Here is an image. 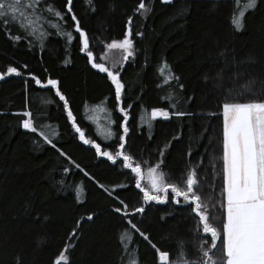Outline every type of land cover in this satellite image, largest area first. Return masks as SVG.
Masks as SVG:
<instances>
[{"label": "trees", "instance_id": "trees-1", "mask_svg": "<svg viewBox=\"0 0 264 264\" xmlns=\"http://www.w3.org/2000/svg\"><path fill=\"white\" fill-rule=\"evenodd\" d=\"M141 2L150 8L146 14L135 11ZM54 3L65 13L61 23L71 39L47 26L50 35L43 39L37 34L14 43L0 24V72L15 66L21 73L0 79V264H55L61 253L68 257L61 264H122V255L127 260L122 234L131 241L129 252L135 254L138 245L139 264H160L152 244L171 254L177 241H184L195 259L197 245L210 244V233L196 230L195 202L190 207L172 190L167 202H144L135 173L119 160L113 164L101 157L95 143L113 153L124 143L125 153L143 171L159 163L166 180L181 187L195 169V190L210 222L221 227L222 103L225 96L264 98V0L254 10L249 0H72V13L98 63H105L107 45L127 34L132 17L134 55L115 69L125 84L122 106L129 112L125 141L119 140L123 113L111 79L96 71L82 50L83 37L66 0ZM241 12L244 27L237 30L230 21ZM165 61L182 89L175 80L163 85L158 68ZM36 77L43 84H35ZM48 78L60 80L77 124L93 144L80 140L64 101L52 86H44ZM249 80L255 81L254 95H237ZM173 90L176 94L167 99ZM174 102L191 115L151 117L153 108L174 111ZM26 111L33 114L35 131L22 125L29 118ZM121 202L129 206L128 218L115 211ZM141 206L143 213L132 212ZM128 219L149 239L131 229Z\"/></svg>", "mask_w": 264, "mask_h": 264}, {"label": "snow or ice", "instance_id": "snow-or-ice-1", "mask_svg": "<svg viewBox=\"0 0 264 264\" xmlns=\"http://www.w3.org/2000/svg\"><path fill=\"white\" fill-rule=\"evenodd\" d=\"M67 12L71 14V19L75 21L74 28L83 37V51L87 53L88 58H93V52L89 50V37L87 32L81 28L80 21L72 13V0H66ZM169 2V0H165ZM259 0H249L251 9H255ZM94 11L95 8L93 7ZM137 13L146 14L150 8L144 3H139L135 10ZM65 13L60 11L54 3V0H0V24L4 26L6 36L14 43L21 39H26L29 36H37L43 39L50 33L47 26H52L58 31H62L68 38H72V33L64 30L63 24ZM52 17L58 18L53 20ZM244 13L239 15L234 14L231 23L237 30L244 27ZM132 17L128 18L127 34L121 40H113L107 45L109 49L119 48L125 52L124 60L134 55V41L131 27ZM15 26L16 32L12 31ZM143 35V33H137ZM31 44V41H29ZM93 66L101 72L107 73L108 78L111 79L114 85V99L120 101L118 105L119 112L123 113V135L119 140H124L127 135L128 128V110L122 106V94L125 89V84L120 78L119 70L113 71L105 63H96L93 59ZM27 68V65H24ZM15 73L20 75V69L15 66H9L6 72H0V79L5 75ZM158 74L161 75L163 85H167L170 81L175 80L177 87L183 88L184 85L179 83V77L172 71L167 62L158 68ZM239 75V73H237ZM35 84L41 85L43 82L39 77L35 78ZM254 80H249L244 86L243 90L239 91L237 95L243 96L245 93L254 95L252 85ZM162 85V86H163ZM47 86H52L55 89L60 99L64 101V106L67 108V118L76 125V131L79 133L80 140L86 144H93L94 141L86 140L85 134L81 131L80 126L76 122V117L73 114L67 97L60 89V80L48 78ZM229 91H232L231 89ZM175 90L172 94L167 96V99L172 100L175 95ZM129 108L131 105L128 106ZM170 107L174 111H169L167 108H153L151 109V117L153 119L162 117L170 119L175 116L177 118L191 115L177 109V103H172ZM25 116L29 117L22 120V125L25 129H32L35 131L33 121L31 119L32 112L26 111ZM212 115H216L213 113ZM222 191L220 207L223 210L224 218L221 227L214 226L210 222L209 214L204 209L201 196L195 190L198 184L197 173L195 169H191L187 175L185 186L181 187L176 183H169L165 178L163 170L157 171L159 163L155 167L148 168V175L151 183V189L155 190L153 193L149 188L143 189V201L150 202H167L169 189L175 194V197H183L184 202L189 204L195 202V206L191 207V212L198 214L197 231L202 229L203 233H210V244L201 242L197 245V253L195 259L190 258L184 241H177L176 251L171 253L163 251L152 244L158 253V261L160 264H264V98L256 96V98H248L245 100H229L227 96L224 97L222 103ZM111 134V133H110ZM44 140L48 144H53V141L40 132ZM124 143H119V151L113 153L111 151L101 150V143H95V151L101 157H107L113 164L119 160L126 169L135 173L139 179L135 180L137 188L140 187V179L143 177L142 167L139 163L134 165L133 156L126 154L123 150ZM168 147V145H165ZM64 155H67L66 153ZM163 155V152L160 153ZM122 158V159H121ZM69 159H71L69 157ZM162 162V161H161ZM77 168L79 165L72 162ZM68 171L67 168L64 169ZM104 187V185H100ZM161 193H163L161 195ZM119 199V197H117ZM175 203L180 204V199H175ZM122 207L116 208L117 213L123 212L124 217L128 218L131 215L129 206L121 202ZM144 207L132 209V212L143 213ZM89 215L87 219H91ZM45 219H47L45 217ZM128 224L131 229L139 233L144 239H149L148 235L141 231L137 224L132 219H128ZM79 226V225H78ZM76 229L72 230V235H75ZM123 252L127 254L121 256L122 264H139L138 245L129 252L131 241L128 240L126 234L120 236ZM207 244V246H206ZM66 250V249H65ZM215 250V251H213ZM68 257L61 253L55 264H61V261L67 260ZM19 264V261L17 262Z\"/></svg>", "mask_w": 264, "mask_h": 264}, {"label": "rangeland", "instance_id": "rangeland-1", "mask_svg": "<svg viewBox=\"0 0 264 264\" xmlns=\"http://www.w3.org/2000/svg\"><path fill=\"white\" fill-rule=\"evenodd\" d=\"M124 56H125V52L123 50H121L119 48H112V49L108 48L107 52L103 55V61L105 62V64L110 66V69L115 71V69L118 68L125 61ZM97 115H100V113L97 112ZM123 141H125V138ZM157 171L159 172L161 170L158 168ZM142 173H143V177H142V179H140L141 188H143V189L149 188L150 190L153 191L154 194H156L155 190L151 189V183H150V179H149V175H148V169L145 171L142 170ZM170 191H171V189H169V192ZM162 194L163 193H161V195Z\"/></svg>", "mask_w": 264, "mask_h": 264}, {"label": "water", "instance_id": "water-1", "mask_svg": "<svg viewBox=\"0 0 264 264\" xmlns=\"http://www.w3.org/2000/svg\"><path fill=\"white\" fill-rule=\"evenodd\" d=\"M93 59H94V57L93 58H91V64H92V66H93ZM96 62V61H95ZM96 63H98V62H96ZM94 67V66H93ZM95 68V67H94ZM95 70L96 71H98V72H100V73H103L104 74V72H101L99 69H96L95 68ZM107 74V73H106Z\"/></svg>", "mask_w": 264, "mask_h": 264}]
</instances>
